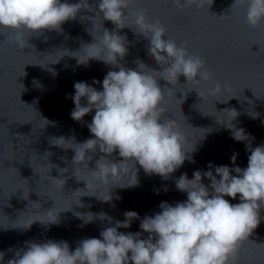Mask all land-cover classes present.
I'll list each match as a JSON object with an SVG mask.
<instances>
[{
	"label": "water",
	"instance_id": "1",
	"mask_svg": "<svg viewBox=\"0 0 264 264\" xmlns=\"http://www.w3.org/2000/svg\"><path fill=\"white\" fill-rule=\"evenodd\" d=\"M61 2L78 3L79 0ZM98 2L88 0L95 10H83L75 20L65 22L60 32L45 30L40 35L24 32L23 38L29 45L23 50L14 43V32L0 29V252L5 254L3 264L16 251L25 249L28 242L64 241L75 251L83 239H102L101 231L114 226L115 221L123 222L127 211L136 212L139 218L131 222L130 228L118 231L141 233L146 239L149 234L140 228L146 216L159 213L162 202L174 206L187 200V194L176 188L175 181L180 176L187 174L193 179L195 171H209L210 163L245 169L250 155L246 144L250 143L253 148L264 146V26L251 28L246 23L244 7L231 10L234 0H214L210 8L205 5L183 11L171 0H135L126 23L134 24L136 10L145 11L152 22L159 19L168 31V38L178 44L186 43L191 53L206 61L214 74V83L218 81L228 87L222 95L211 96L207 91L209 85L201 84L198 91L203 93L202 99L196 91H191L192 85H186V78L180 76V85L168 94L164 105L165 118L178 122L188 140V148L195 145L196 151L191 154L195 162L185 161L168 179L149 175L137 164L138 186L112 187V200L105 203L102 199L109 196L108 186L98 184L86 166H74V150L56 147L51 139L74 138L73 142L83 143L93 138L87 125L92 122L94 110L82 122L71 118L75 108L71 99L75 94L74 84L86 82L103 91L107 73L119 69L96 60L80 65L69 52L94 43L93 35L99 37L104 28L127 37L128 54L120 61L123 66L136 70L137 61H142L156 71L163 69L149 56L148 40L131 28L117 29L102 14L97 16ZM76 55L82 58L83 50ZM159 84L162 89L173 87L164 80ZM179 99L184 102L181 104ZM229 109L238 113L233 121L232 114L224 112ZM231 122L234 128L244 130L248 141L238 142L233 138L232 130L226 127ZM47 153L52 155L47 157ZM89 155L92 160L88 168L95 170L96 162L105 154L97 149ZM233 155L237 157L235 164ZM108 158L122 159L118 152ZM49 163L56 166L51 171ZM62 169L68 171L60 174ZM232 175L236 173L233 171ZM51 177L66 180L64 189ZM81 180L89 182L87 193H75L80 189L87 191L86 182ZM130 181L131 176L125 175L118 183ZM203 183L211 191V181L205 177ZM225 199L231 204L240 203L239 197ZM53 208L54 212L65 211L59 214L58 224L36 222L31 228H24L36 219H46L43 212ZM75 213L83 216L92 213L96 219L85 223ZM99 214H106L113 223L100 220ZM260 215L261 223L239 250L237 264H264V208Z\"/></svg>",
	"mask_w": 264,
	"mask_h": 264
},
{
	"label": "clouds",
	"instance_id": "2",
	"mask_svg": "<svg viewBox=\"0 0 264 264\" xmlns=\"http://www.w3.org/2000/svg\"><path fill=\"white\" fill-rule=\"evenodd\" d=\"M134 3L135 0H99L97 16L102 14L103 19L112 22L117 29L131 28L148 40L147 52L163 70L151 69L142 61H137L136 70L126 68L120 61L128 54L127 37L104 28L99 37L92 33L95 42L84 45L80 51L69 52L70 56L77 59L80 65L96 60L119 69L107 73L103 91L86 82L74 84L75 94L71 99L75 108L71 118L82 122L94 110L92 122L87 125L93 138L83 143L73 142L74 138L51 139L56 147L74 150V166H86L98 184L108 186L109 196L102 199L105 203L112 200V187L138 186L137 164L149 175L168 179L185 161L195 162L191 155L196 151L195 145L188 148V140L178 122L165 118L164 105L168 94L180 85V76L186 78V85H192L191 91H196L202 99L203 93L198 91L201 84L209 85L207 91L211 96L222 95L228 87L218 81L214 83V74L206 61L200 55L191 53L186 43L178 44L168 38V31L159 19L152 22L145 11L136 10L133 13L134 24L126 23ZM171 3L183 11L193 7L201 9L205 5L210 8L214 0H171ZM239 7L245 8L246 23L251 28L264 26V0H234L231 10ZM83 10L95 9L88 0H79L78 3L0 0V29L14 32V43L23 50L29 45L23 38L24 32L34 35H40L45 30L60 32L65 22L75 20ZM82 50L81 58L76 53ZM160 80L173 87L162 89ZM213 83L214 87H211ZM180 101L181 104L184 102ZM224 112L232 114V121L238 117L235 109ZM226 127L232 130L236 141H248L249 137L243 129L234 128L232 122ZM97 149L105 155L96 162L95 170H89L88 162L92 160L89 153ZM246 149L250 155L245 169L210 163L209 171H195L193 179H189L187 174L180 176L175 181L176 188L187 194V200L174 206L162 202L159 213L146 216L140 224L142 231L149 234L146 239L141 237V233L118 231L130 228L131 222L139 218L136 212L127 211L123 222L115 221L114 226L101 231L102 239H83L75 251L64 241L28 242L26 248L16 251L7 264H237L239 250L259 227L261 209L264 208V146L253 148L248 143ZM116 152L121 160L108 158ZM51 155L46 154L47 157ZM231 159L235 164L236 155ZM49 164L50 171L56 167ZM67 171L62 169L60 174ZM233 171L236 175H232ZM74 174L76 176V167ZM125 175H130L131 181L118 183ZM205 177L211 181V191L203 183ZM52 179L64 189L66 180ZM81 181L86 182L87 191L80 189L75 193L89 191V182ZM225 197L233 200L239 197L240 203L231 204ZM78 205L83 207L80 202ZM61 212L65 211L54 212L53 208L43 212L46 219H36L24 228H31L36 222L58 224ZM75 215L85 223L96 219L92 213ZM99 219L107 220L110 225L113 223L106 214H99ZM4 259L5 254L0 252V264Z\"/></svg>",
	"mask_w": 264,
	"mask_h": 264
}]
</instances>
